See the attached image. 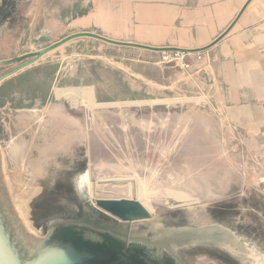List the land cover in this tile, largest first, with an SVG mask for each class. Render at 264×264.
Wrapping results in <instances>:
<instances>
[{"label":"water","instance_id":"obj_1","mask_svg":"<svg viewBox=\"0 0 264 264\" xmlns=\"http://www.w3.org/2000/svg\"><path fill=\"white\" fill-rule=\"evenodd\" d=\"M35 3L0 0V66L23 63L0 83L79 38L169 51L80 32L6 60ZM0 264H264V186L205 126L0 113Z\"/></svg>","mask_w":264,"mask_h":264},{"label":"crops","instance_id":"obj_2","mask_svg":"<svg viewBox=\"0 0 264 264\" xmlns=\"http://www.w3.org/2000/svg\"><path fill=\"white\" fill-rule=\"evenodd\" d=\"M108 8V3L91 7L87 28L100 32L117 21L121 27L116 34H105L114 40L193 52L195 66L185 73L163 65L162 52L135 49L141 53L132 60L134 70L124 62L114 63L121 85H131V91L128 88L124 93L148 104L147 99L155 103L168 98L165 101L171 104L188 98L195 104L216 107L219 114L211 117L228 120L242 135H264V0H131L129 10L119 15ZM243 8L231 32L210 47ZM196 54L203 55L199 63ZM87 89L95 100L109 94L97 84Z\"/></svg>","mask_w":264,"mask_h":264},{"label":"rangeland","instance_id":"obj_3","mask_svg":"<svg viewBox=\"0 0 264 264\" xmlns=\"http://www.w3.org/2000/svg\"><path fill=\"white\" fill-rule=\"evenodd\" d=\"M129 1L36 0L25 39L6 60L56 45L73 33L116 34L114 32L121 27L117 21L111 22L105 30L100 28V32L87 28L91 7L95 9L108 3V11L119 15L129 10ZM139 53L140 50L114 46L91 37L74 39L15 78L2 81L0 113L47 111L97 120L158 116L205 126L227 156L264 186V135H242L228 120L217 121L211 117L219 114L216 107L195 104L188 98L173 100L171 104L165 101L168 98L155 103L147 99L148 104L135 95L124 93L128 88L131 91V85L127 88L121 85L114 63L124 62L134 70L132 60L137 59ZM21 65L23 63L0 66V77ZM130 82L134 86V81ZM91 84L99 85L104 94H109L95 100L87 89Z\"/></svg>","mask_w":264,"mask_h":264},{"label":"built area","instance_id":"obj_4","mask_svg":"<svg viewBox=\"0 0 264 264\" xmlns=\"http://www.w3.org/2000/svg\"><path fill=\"white\" fill-rule=\"evenodd\" d=\"M192 53L189 50H180V49H169V51L162 52L160 62L166 66H172L183 72H190L195 63L192 62ZM196 61L199 63L203 60L202 54H196Z\"/></svg>","mask_w":264,"mask_h":264},{"label":"flooded vegetation","instance_id":"obj_5","mask_svg":"<svg viewBox=\"0 0 264 264\" xmlns=\"http://www.w3.org/2000/svg\"><path fill=\"white\" fill-rule=\"evenodd\" d=\"M208 244V243H207ZM210 245H213V246H221L222 248L224 247L225 249H230L231 247L229 246H226V245H221V244H215V243H210ZM234 248H231V250H233Z\"/></svg>","mask_w":264,"mask_h":264}]
</instances>
